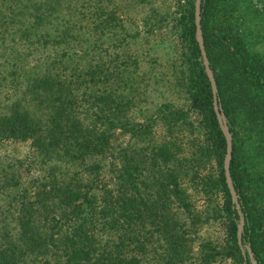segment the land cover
I'll use <instances>...</instances> for the list:
<instances>
[{"label":"trees","instance_id":"16d2710c","mask_svg":"<svg viewBox=\"0 0 264 264\" xmlns=\"http://www.w3.org/2000/svg\"><path fill=\"white\" fill-rule=\"evenodd\" d=\"M222 5L235 10L234 0L200 1L202 43L231 133L228 170L243 214L241 239L255 264H264L263 213L246 193L264 195V168L257 167L264 161V60L249 51L233 22L212 27ZM156 13L141 16L145 33L167 15ZM170 23L179 50L166 59L164 78L186 104L159 101L140 121L130 112L147 101L148 72L130 47L137 33L118 5L0 0V141H28L48 174L34 182L31 200L10 165L0 166V264H140L138 231L146 219L160 224L166 261L182 264L185 219L198 215L181 184L179 144L152 142L150 127L157 119L167 131L178 130L190 124V112L198 117L201 139L187 161L195 167L215 162L216 170L200 179L205 191L222 192L225 226L222 244L200 242L197 263L226 256L232 264H250L236 242L238 214L222 170L225 140L194 37L193 0L177 2ZM114 128L128 132L133 144L144 141L114 149L108 141ZM108 154L112 180L102 185L99 173Z\"/></svg>","mask_w":264,"mask_h":264},{"label":"rangeland","instance_id":"374dc122","mask_svg":"<svg viewBox=\"0 0 264 264\" xmlns=\"http://www.w3.org/2000/svg\"><path fill=\"white\" fill-rule=\"evenodd\" d=\"M118 5L119 12L125 19V23L131 32H135L136 37L131 41L130 47L136 50L143 69L148 72L145 78L148 81L147 101H142L141 109L130 112L135 120H143V116L151 109L149 106L159 101H171L176 104L185 105L186 101L181 93L170 89L165 80L167 71L166 59L173 50L178 51L176 34L170 27V15L176 7V3L181 0H111ZM225 5L218 8L212 16L211 25L217 30L226 21H231L235 25L236 33L248 43L249 51L257 58L264 60V0H234L232 12L224 9ZM155 10V16L166 12V17L160 21L159 25L145 33L142 27L141 16ZM189 125L167 131L165 125L159 120L152 122L150 127V140L159 143L169 139L176 141L178 156L181 157L184 169L181 184L184 187L191 203V208L198 215V218H186L184 223L185 230V250L182 254V264H198V246L203 239L211 240L215 244H222L225 236L224 219L219 213L222 192L218 189L205 191L201 185L200 177L209 172L213 173L216 169L214 161H209L204 167H195L189 159L191 149L201 139L200 129L197 126L198 117L194 113H189ZM109 145L114 149L134 145V148L144 141L143 137L131 143L128 132H122L118 128L109 131ZM245 163L250 158L243 152L240 145ZM110 154L102 160V167L99 173L100 183L111 185V176L107 164ZM118 162V160H115ZM9 172H14L19 180V185L26 189L28 198L33 200L36 188L34 182L48 176L47 165L40 161L29 147L28 141L2 140L0 141V166H7ZM257 167L264 168V161L257 163ZM49 186V183L47 184ZM38 188V187H37ZM40 194L42 191L37 190ZM249 202L257 207L262 213L260 221V231L264 234V195H259L247 189ZM171 211L173 209L171 208ZM181 217V208L175 210ZM139 238L143 242V249L137 251L140 256V264H171L166 261V246L160 233L159 222L149 219L143 221L139 228ZM210 264H232L229 257L217 256Z\"/></svg>","mask_w":264,"mask_h":264},{"label":"water","instance_id":"95a60500","mask_svg":"<svg viewBox=\"0 0 264 264\" xmlns=\"http://www.w3.org/2000/svg\"><path fill=\"white\" fill-rule=\"evenodd\" d=\"M200 1L201 0H193L194 37H195V40L199 48V52L201 56V63H202L204 72L209 82V87L211 91L212 108H213L218 126L225 140V152H224L223 159H222V170H223L225 184L229 192L230 200L233 203V206L236 209V212L238 214V219L236 222V231H235L236 242L243 254H244V250L246 251L247 256L250 260V264H255V260L253 258V255H252V252H251V249L248 243H244L241 239V233H242V228H243V214L241 212L239 201L237 199V192L233 186L231 177L229 175V170H228V162H229L230 153H231V133L228 130L225 114L222 111L221 105L216 95L215 80L212 74V70L209 67V62H208L206 52L204 50V46L202 43V34H201V28H200V23H199Z\"/></svg>","mask_w":264,"mask_h":264}]
</instances>
